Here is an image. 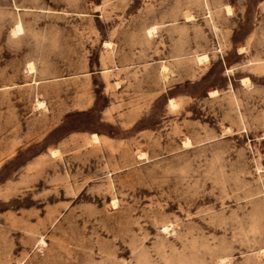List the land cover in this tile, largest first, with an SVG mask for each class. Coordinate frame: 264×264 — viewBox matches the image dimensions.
<instances>
[{"label":"rangeland","instance_id":"rangeland-1","mask_svg":"<svg viewBox=\"0 0 264 264\" xmlns=\"http://www.w3.org/2000/svg\"><path fill=\"white\" fill-rule=\"evenodd\" d=\"M0 264H264V0H0Z\"/></svg>","mask_w":264,"mask_h":264},{"label":"bare ground","instance_id":"bare-ground-1","mask_svg":"<svg viewBox=\"0 0 264 264\" xmlns=\"http://www.w3.org/2000/svg\"><path fill=\"white\" fill-rule=\"evenodd\" d=\"M227 11H230V8H227ZM18 25V24H17ZM153 30L154 29H149L148 30V35H152V33H153ZM22 31V28H21V25H18L17 27H15V30H13V34L15 33V35H16V33L18 32V33H20ZM17 33V34H18ZM207 59V56L206 55H204V56H201V57H199L198 58V60L200 61V62H202L203 60H206ZM247 81V79H243V82H246ZM212 93V92H211ZM213 94V93H212ZM169 104L170 105H174V101H173V99H169ZM40 105V104H39ZM89 137H90V139H91V141L93 142V143H99L100 142V139H101V136L99 135V134H97V133H91V134H89ZM49 155L51 156V157H54V156H56L57 155V153H58V149H56V148H49ZM113 203H114V201H113ZM165 228V227H164Z\"/></svg>","mask_w":264,"mask_h":264}]
</instances>
